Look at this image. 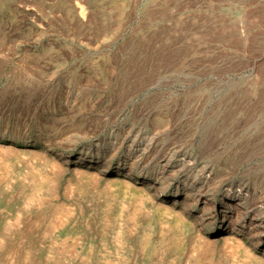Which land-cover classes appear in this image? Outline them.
I'll return each instance as SVG.
<instances>
[{
    "label": "rangeland",
    "instance_id": "1",
    "mask_svg": "<svg viewBox=\"0 0 264 264\" xmlns=\"http://www.w3.org/2000/svg\"><path fill=\"white\" fill-rule=\"evenodd\" d=\"M241 180L264 202V0H0V264H264Z\"/></svg>",
    "mask_w": 264,
    "mask_h": 264
},
{
    "label": "bare ground",
    "instance_id": "2",
    "mask_svg": "<svg viewBox=\"0 0 264 264\" xmlns=\"http://www.w3.org/2000/svg\"><path fill=\"white\" fill-rule=\"evenodd\" d=\"M102 167L103 168L99 169L98 172L102 173L109 168L108 165H102ZM171 168V166H165L163 169L164 173L156 178H152L150 181H158L159 178L162 179L165 173L169 172ZM124 172L126 173V177L133 176L140 178V176L132 170ZM249 185L248 181L241 180L238 184L231 185L225 190L222 203L227 206L225 207L226 212H223V218L226 222H235L240 224L243 229H248L250 234L260 243L264 242V202L260 200L256 201L255 198L251 196ZM212 203L213 205L215 204L214 202ZM215 208L216 204L213 206V209ZM234 212L236 217L233 216ZM240 232H243V230Z\"/></svg>",
    "mask_w": 264,
    "mask_h": 264
}]
</instances>
